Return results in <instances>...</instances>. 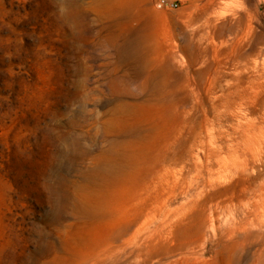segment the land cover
<instances>
[{"label":"rangeland","instance_id":"rangeland-1","mask_svg":"<svg viewBox=\"0 0 264 264\" xmlns=\"http://www.w3.org/2000/svg\"><path fill=\"white\" fill-rule=\"evenodd\" d=\"M164 1L0 0V264H264V0Z\"/></svg>","mask_w":264,"mask_h":264},{"label":"bare ground","instance_id":"bare-ground-1","mask_svg":"<svg viewBox=\"0 0 264 264\" xmlns=\"http://www.w3.org/2000/svg\"><path fill=\"white\" fill-rule=\"evenodd\" d=\"M210 2H212V1H210ZM237 6H236V9H237ZM220 7L218 6V8H220ZM221 9L224 10V11H222V10L216 11V9H215L216 14L218 16L224 15V13L226 11L225 7L221 8ZM244 14L245 13H243L242 9L240 8L238 10V13H237L238 16H237L236 26H235L234 30H230L229 31L232 36H230L227 40H224L223 43H222V45L224 44V52L226 54H228V55L233 53V52H235V50H237V48L241 47V43H242V40H243L242 34H244L243 31H244V27H245V21L247 20L245 18ZM218 16L215 17V18H218ZM214 21H215V19L213 20V22ZM208 22H209L208 24L210 26L212 34H214V33H218L219 34L221 29L219 27H217L215 25V23H213L212 21L210 22V20H209ZM237 45H238V47H237ZM256 75L257 76H254L253 78L251 77L252 79H251V81H249V83H251L252 87H251V91L249 92L248 95L257 94V93H260V92L264 91V69H261V72L259 74H256ZM242 82H243V80H241V84H242ZM241 87L242 86H240V88ZM248 128H249V126H248ZM253 128H250V129L252 130ZM242 129H243L242 133H244L243 132L244 128H242ZM245 133L247 134V135L246 134L245 135L248 136V138H253L252 136L254 135L255 132L253 133L252 131L247 129L245 131ZM246 136L245 137L243 136V137L246 139ZM252 144L256 147V149H260L261 148V143L260 142L258 143V141H256L255 143L252 142ZM247 145L251 146V143L248 142ZM81 200H82L83 204H85V206H89L88 203H90L91 200H93V198L91 199L89 196H87V195L84 196L83 195L81 197ZM159 212L160 211H158L156 209L155 210L151 209V210H149L147 212H144V213L136 212V213L133 214L134 219H130L128 221V226L132 228V232L130 233V235H129L128 239H127V242L128 243H133L135 241V238L139 234H141L140 237H139L140 246H139V249L137 250L136 254H139L140 252L142 253L143 251H145V252L148 251L150 246L153 244V242L155 240L159 239V238L172 240L176 236V231H175V226H176V223H177L176 222V218L179 216L180 213H178L177 211H173V212L169 211V212H166V213L160 212V215H158ZM154 220L158 221L157 222V226L154 227L149 232H143V230H145L146 227ZM146 230H148V229H146ZM108 254H109L108 256H112L113 254H116V253H114L113 251L109 250Z\"/></svg>","mask_w":264,"mask_h":264},{"label":"built area","instance_id":"built-area-1","mask_svg":"<svg viewBox=\"0 0 264 264\" xmlns=\"http://www.w3.org/2000/svg\"><path fill=\"white\" fill-rule=\"evenodd\" d=\"M163 3H165L164 0H158L157 5H158V6H161Z\"/></svg>","mask_w":264,"mask_h":264}]
</instances>
